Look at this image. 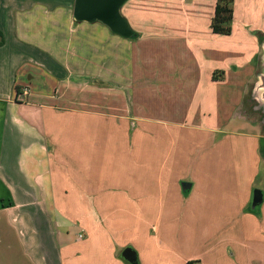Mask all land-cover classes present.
<instances>
[{
  "label": "crops",
  "instance_id": "crops-1",
  "mask_svg": "<svg viewBox=\"0 0 264 264\" xmlns=\"http://www.w3.org/2000/svg\"><path fill=\"white\" fill-rule=\"evenodd\" d=\"M127 2L121 12L135 32L131 22L142 20L135 7L123 12ZM183 2L184 27L163 43L177 47L163 59L174 70L139 84L127 76L128 39L99 22L76 23L74 0H0V220L31 264H131L130 255L138 264H255L264 124L259 133L189 126L188 113L170 131L134 102L149 86L160 97L178 92L212 106L227 95L235 109L247 106L264 70V39L239 43L226 59L224 40L236 33L213 32L217 0ZM250 2L264 20V0ZM133 62L143 65L139 51ZM194 131L212 149L184 163ZM164 146L178 150L168 170ZM247 211L262 213L260 222Z\"/></svg>",
  "mask_w": 264,
  "mask_h": 264
},
{
  "label": "rangeland",
  "instance_id": "rangeland-1",
  "mask_svg": "<svg viewBox=\"0 0 264 264\" xmlns=\"http://www.w3.org/2000/svg\"><path fill=\"white\" fill-rule=\"evenodd\" d=\"M127 3L128 4L123 9V12L129 16L130 9L135 7L134 11L139 15L140 21L142 20L140 26H136L131 22L136 30L135 32H139L140 34L137 33L138 36L136 38L127 40L129 41L128 58L130 61L129 66L126 69L127 76L139 79L140 81V79H143L144 77L146 80H149L150 78L159 75V78L161 76V79L165 80L174 68H170V66L173 65H166L163 62V59L168 57L169 50L176 51L177 47L167 49L163 43L169 40L171 33L177 31L176 27H184L182 17L183 12L187 9L188 3L183 2V0H129ZM233 10L235 12V18L233 17L231 27L235 30L236 34L232 40H224L226 59L231 57L229 56V53L232 50L235 53H238L241 48L238 47L239 43L249 44L253 40H256L255 38L259 41L264 39V20L257 18L252 13L254 8L251 5L250 0H234ZM209 11L206 8L205 14L209 13ZM205 22L206 19L204 18L198 20V22L195 20L194 25L195 27H204ZM164 33H166L167 38L164 37ZM231 45L235 48H231ZM138 51L139 57L143 60V65H140V69L134 67L136 64L133 62V60L137 58ZM243 54H246V51H242V55ZM242 55L240 56L241 59H243ZM171 57L178 59L176 54L171 55ZM159 60L162 62H159ZM139 84H142V82L140 81ZM251 95L252 94H250L249 97L246 96L245 101L247 106L242 109H235L234 102H238V99H228L227 95L223 98L214 99L216 100V104L208 106L203 102L206 101L205 99L182 97L179 96L178 92L172 97H165L163 94L160 97L152 91L151 87L147 86L142 92H134V102L136 103L137 98L140 100L141 105L143 106L141 113L143 116L164 120L165 122L170 123V131L174 129L172 126L174 123L183 122L186 117L188 119L189 113V126L214 127L221 128L225 131H237L243 126L247 132L259 133L262 131L260 124H264V109L261 110L260 107H258L257 101L251 98ZM202 133L203 132L201 131H194L193 134L195 135H190L193 138L191 140L192 146L188 144V146L182 149V152L180 153L184 158L182 159L184 163L185 161H188V157L190 159H195L212 149V147L209 146L206 148L201 146L202 141H200V138ZM203 136L205 137L204 133ZM175 153L178 154V150L175 151L167 146L160 147V157H166L164 155L168 156V161L165 163L166 166L168 164V168L165 170H168L172 164ZM179 163L183 164V162ZM152 164L160 166L163 162ZM183 172L184 170L182 169V171L177 172V174L181 175ZM247 213L253 215V212L251 211H247ZM260 214L262 213H254L253 215L258 222H260V218L262 217ZM243 228L242 223V230L238 236L243 244L248 245V242L246 241V239L249 238L248 230ZM258 230L263 232L264 227L259 226ZM12 231L6 227L5 218H2V220H0V264H31L29 258L20 248L18 240L15 238L14 232ZM260 237L264 238L263 236ZM257 239L258 241L256 244H254L251 239V246L257 250L255 264H264V239H262V241H259V238ZM238 249L239 251L243 249L241 244H239Z\"/></svg>",
  "mask_w": 264,
  "mask_h": 264
},
{
  "label": "water",
  "instance_id": "water-1",
  "mask_svg": "<svg viewBox=\"0 0 264 264\" xmlns=\"http://www.w3.org/2000/svg\"><path fill=\"white\" fill-rule=\"evenodd\" d=\"M129 0H74L73 19L76 23H102L111 32L121 37L132 39L136 33L130 26L128 20L122 15L121 9ZM264 61V57H263ZM252 98L258 103L261 110L264 109V70L258 76V81L254 87ZM183 190L191 188V184L182 183ZM263 201V194L256 191L253 205H260ZM128 258L131 264H138L136 258L131 255Z\"/></svg>",
  "mask_w": 264,
  "mask_h": 264
},
{
  "label": "trees",
  "instance_id": "trees-1",
  "mask_svg": "<svg viewBox=\"0 0 264 264\" xmlns=\"http://www.w3.org/2000/svg\"><path fill=\"white\" fill-rule=\"evenodd\" d=\"M233 3L234 0H217L215 14L211 22V28L214 33L223 35L231 34V24L234 17ZM137 36L138 34L136 33ZM4 42V35L0 31V46H3ZM261 151L264 152V144L261 145Z\"/></svg>",
  "mask_w": 264,
  "mask_h": 264
},
{
  "label": "built area",
  "instance_id": "built-area-1",
  "mask_svg": "<svg viewBox=\"0 0 264 264\" xmlns=\"http://www.w3.org/2000/svg\"><path fill=\"white\" fill-rule=\"evenodd\" d=\"M81 237V236H80Z\"/></svg>",
  "mask_w": 264,
  "mask_h": 264
}]
</instances>
